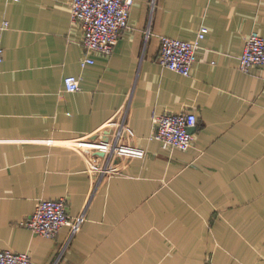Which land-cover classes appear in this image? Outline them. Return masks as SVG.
Returning a JSON list of instances; mask_svg holds the SVG:
<instances>
[{"label": "crops", "instance_id": "0c3cea01", "mask_svg": "<svg viewBox=\"0 0 264 264\" xmlns=\"http://www.w3.org/2000/svg\"><path fill=\"white\" fill-rule=\"evenodd\" d=\"M69 1L0 0V248L34 264H264V65L239 68L246 36H264V0H133L113 52L84 66ZM202 26L189 75L160 65L161 36ZM122 111L139 153L91 175L76 142L110 139ZM181 111L196 115L189 148L151 137L154 115ZM60 197L85 214L75 234L19 224Z\"/></svg>", "mask_w": 264, "mask_h": 264}, {"label": "built area", "instance_id": "2783aa9c", "mask_svg": "<svg viewBox=\"0 0 264 264\" xmlns=\"http://www.w3.org/2000/svg\"><path fill=\"white\" fill-rule=\"evenodd\" d=\"M133 0H70L69 11L71 23L78 24L81 29V45L84 57L81 65L92 63L89 54L101 53L109 55L113 52L122 30L128 27L129 9ZM7 25L6 23L3 24ZM202 26L192 41L161 36L158 48V62L161 66L174 70L182 75H189L197 60V49L207 32ZM2 49L0 48V55ZM257 65H264V36L257 31L250 32L244 42L239 58V68L244 72ZM66 91H76L80 88V78L75 75L63 77ZM123 112V111H122ZM126 111L111 118L106 128H114L110 139H105L101 133L96 137H81L76 142V148L88 154L87 170L96 177L117 174L121 170L124 159L139 153L138 149L124 143L131 138L133 132L124 122ZM153 133L163 146L185 150L193 140L190 128L196 124L193 112L162 113L152 117ZM107 155L104 165L100 164V155ZM115 156H119L117 161ZM85 214L72 216L66 209L65 198H40L31 214L20 221V225L30 231L54 237L63 226L70 228L71 235L81 227ZM0 264H34L27 252H18L9 248H0Z\"/></svg>", "mask_w": 264, "mask_h": 264}, {"label": "water", "instance_id": "95a60500", "mask_svg": "<svg viewBox=\"0 0 264 264\" xmlns=\"http://www.w3.org/2000/svg\"><path fill=\"white\" fill-rule=\"evenodd\" d=\"M193 129H194L193 127H192V128H190V131L192 132V131H193Z\"/></svg>", "mask_w": 264, "mask_h": 264}]
</instances>
